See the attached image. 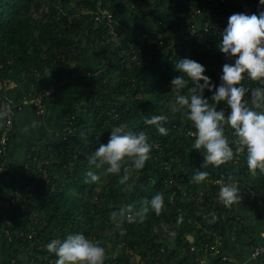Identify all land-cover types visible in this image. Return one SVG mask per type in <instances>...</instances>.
Masks as SVG:
<instances>
[{
    "label": "trees",
    "instance_id": "obj_1",
    "mask_svg": "<svg viewBox=\"0 0 264 264\" xmlns=\"http://www.w3.org/2000/svg\"><path fill=\"white\" fill-rule=\"evenodd\" d=\"M208 1L0 0V79L15 83L1 91L2 96L22 101L34 88L43 92L57 86L64 75L81 76L90 84L83 103L67 113L66 130L44 144H31L21 179L12 178L0 188V264H56L47 244L70 233L100 240L106 252L104 264H193L196 257H205L202 248L217 235L226 241L223 246L229 254H234V246L245 255L264 243V173L257 170L256 176L251 175L246 151L219 167H202L203 150L192 148L194 138L189 136L194 127L170 111L176 95L171 80L184 75L175 69L180 59L202 64L204 75L216 86L223 65L234 63L235 58L228 60L218 48L222 34L217 28L202 27L206 20L217 22L228 7L211 14ZM215 4L225 5L219 0ZM100 5L114 14V31L107 22L96 20ZM203 6L202 14L186 22ZM88 48L97 50L94 68L82 63ZM242 83L249 89L259 86L247 77ZM212 94L205 89V98ZM220 108L230 111L223 102L217 105ZM161 114L169 117L167 135L144 123ZM15 119L7 152L0 155V164L6 167L0 179L12 168L9 149ZM122 125L144 131L153 145L145 168L131 170L127 188L118 183L123 170L104 175L103 168L95 169L88 161L101 143L108 142L111 128ZM231 132L226 127L230 139ZM90 170L101 175L100 182L86 183ZM198 171L209 173L200 184L192 182ZM229 177L239 182L242 195L231 209L218 202V181L228 182ZM157 193L164 197L159 216L150 212L143 224L118 225L112 220L113 211L129 204L139 207ZM239 208L256 210L263 227H254ZM212 212L217 219L209 222ZM181 215L183 220L177 223ZM232 262L212 260V264ZM257 263L264 264V253Z\"/></svg>",
    "mask_w": 264,
    "mask_h": 264
},
{
    "label": "clouds",
    "instance_id": "obj_2",
    "mask_svg": "<svg viewBox=\"0 0 264 264\" xmlns=\"http://www.w3.org/2000/svg\"><path fill=\"white\" fill-rule=\"evenodd\" d=\"M259 3L264 5V0H259ZM218 48L228 60L235 58L234 63L223 65L219 86L204 75L205 67L197 61L182 58L175 64V69L184 75L171 80V88L176 95L170 111L180 113L194 127L195 131L189 132V136L194 138L192 148L203 150L202 167H219L246 151L247 167L251 175L256 176L257 170L264 173V11L259 15L232 14ZM246 77L259 86L251 89L245 87L242 81ZM184 89H187L186 94L183 93ZM205 89L213 93L210 98H205ZM221 102L230 111L226 112L225 108L218 110L217 105ZM12 114L9 103L0 106V126ZM168 122L169 117L163 114L144 120L146 125L155 126L161 135L168 134ZM41 123L32 121L30 127L36 129ZM30 127L24 126L20 129L21 133L29 134ZM226 127L232 130L231 139L225 133ZM152 148L144 131L128 130L126 125L114 126L108 142L101 143L88 161L95 169L103 168L104 175H118L123 170L118 183L127 188L130 187L127 182L131 170L145 168ZM208 176V172L198 171L192 177V182L203 183ZM87 178L86 183L95 184L100 182L101 175L90 170ZM241 201L238 181L229 177L228 182H219V203L231 209ZM163 209V194L157 193L151 199H144L139 207L129 204L113 211L112 220L118 225L123 221L143 224L150 212L159 216ZM210 215L212 220L209 222H214L216 213ZM182 220L181 215L177 223ZM47 250L56 255V264H104L106 258L101 241L88 239L81 233H70L63 240L53 239L47 244Z\"/></svg>",
    "mask_w": 264,
    "mask_h": 264
},
{
    "label": "crops",
    "instance_id": "obj_3",
    "mask_svg": "<svg viewBox=\"0 0 264 264\" xmlns=\"http://www.w3.org/2000/svg\"><path fill=\"white\" fill-rule=\"evenodd\" d=\"M82 63L86 67L94 68L97 65V50L86 49ZM80 77L64 75L62 81L57 86L52 85L51 96L46 102V114H37L31 104H26L17 113L15 119V136L12 139L9 149V159L12 160L13 164L12 168L10 167L11 171L9 175L4 179H0V188H4V185L9 183L12 178H15V180L21 179V168L31 144H44L54 138V135L61 133L62 130H66L67 113L83 103L90 87L89 81ZM32 121H41L42 123L38 128L31 129L30 125ZM26 125L30 127L29 134H23L20 131ZM239 212L254 227L259 229L263 227L261 216L256 210L243 211L239 208ZM189 238L192 240L193 236L190 235ZM240 250L242 249L234 246L231 251L232 253H236ZM248 256L249 252L245 255H240L243 260H246ZM212 260L213 258L206 257L204 264H212ZM247 264L258 263L251 261Z\"/></svg>",
    "mask_w": 264,
    "mask_h": 264
},
{
    "label": "built area",
    "instance_id": "obj_4",
    "mask_svg": "<svg viewBox=\"0 0 264 264\" xmlns=\"http://www.w3.org/2000/svg\"><path fill=\"white\" fill-rule=\"evenodd\" d=\"M214 2V4H213ZM219 3L225 4L217 6L215 4V0H209L207 5H208V10L209 13L211 14H217L218 12H222L224 8H227L225 11V14L223 16H217L218 21L216 22H211L209 20H206L203 22V28L205 31H208L211 28H217L215 29L216 32H220L221 34L223 33L224 29L228 25V18L235 13H245L248 15L251 14H257L261 11H264V5H261L259 3V0H219ZM229 3V4H227ZM206 9V7L198 8L190 18L186 19V22L192 21V19H195L197 15L202 14L203 11ZM200 18V16H199ZM96 20L97 21H105L110 25L111 31H114L113 29V22H114V14L110 9H104L100 5L98 7V10L96 12ZM220 27V29H218ZM191 32L194 33L196 31V23L192 22L191 24ZM164 44L163 40H160L159 45L162 46ZM173 44L168 45L172 46ZM15 83L6 79V80H1L0 79V92L1 91H7L12 88H14ZM52 92L51 89H46L43 92H38L37 90L31 91L27 96L23 98L22 101H17L13 96H2L0 93V101H1V106L9 103L12 107V115L9 118L8 121L5 122V127L3 130V133L0 137V155L4 156L7 152V147L9 144V135L11 131L14 130V119L17 116V113L21 111L26 104H31L34 107V111L37 114L43 115L46 114L47 112V105L45 101L46 95L50 94ZM6 169L5 163L2 162L0 164V173H2ZM220 182V181H218ZM239 219V217H238ZM262 236H264V232H262ZM226 241L223 240L221 236H215L214 240L212 242H207L205 246L202 248V250L205 253V257L200 258L196 257L195 258V263L193 264H204L206 257L213 258L214 257H221L223 260H228V261H233V264H247L248 262L251 261H258L259 257L264 253V243L260 244L258 246H254L252 250L249 252V256L247 257L246 260H243L240 257V254L238 251L234 254H229L226 249H224V243ZM238 247V246H237ZM240 248V247H239ZM195 250V247L192 246L190 248V251L193 252ZM261 263V262H260Z\"/></svg>",
    "mask_w": 264,
    "mask_h": 264
},
{
    "label": "rangeland",
    "instance_id": "obj_5",
    "mask_svg": "<svg viewBox=\"0 0 264 264\" xmlns=\"http://www.w3.org/2000/svg\"><path fill=\"white\" fill-rule=\"evenodd\" d=\"M138 260V256H135L134 259H133V262L136 263ZM137 264V263H136Z\"/></svg>",
    "mask_w": 264,
    "mask_h": 264
}]
</instances>
